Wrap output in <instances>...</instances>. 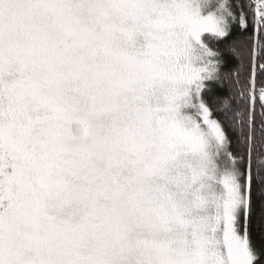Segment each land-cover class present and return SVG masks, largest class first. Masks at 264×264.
<instances>
[{
  "label": "snow or ice",
  "instance_id": "1",
  "mask_svg": "<svg viewBox=\"0 0 264 264\" xmlns=\"http://www.w3.org/2000/svg\"><path fill=\"white\" fill-rule=\"evenodd\" d=\"M257 232L264 0H0V264H264Z\"/></svg>",
  "mask_w": 264,
  "mask_h": 264
},
{
  "label": "trees",
  "instance_id": "2",
  "mask_svg": "<svg viewBox=\"0 0 264 264\" xmlns=\"http://www.w3.org/2000/svg\"><path fill=\"white\" fill-rule=\"evenodd\" d=\"M234 63H235V61H229L228 65H227V68H226V71L232 69ZM245 63L249 67V70H250V64H251V48H249V55L246 58ZM249 74H250V71H249ZM233 79H235V72H233ZM229 87H230V85H228L227 82H226L225 85H224V87L222 89H220L221 94H227ZM254 240L257 243V245H259L262 242H264V240H262V237L260 236V234L258 232L257 233H254Z\"/></svg>",
  "mask_w": 264,
  "mask_h": 264
}]
</instances>
